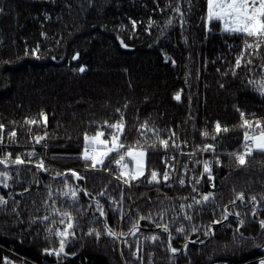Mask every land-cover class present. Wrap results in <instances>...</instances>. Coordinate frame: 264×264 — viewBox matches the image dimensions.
I'll use <instances>...</instances> for the list:
<instances>
[{
  "label": "trees",
  "instance_id": "obj_1",
  "mask_svg": "<svg viewBox=\"0 0 264 264\" xmlns=\"http://www.w3.org/2000/svg\"><path fill=\"white\" fill-rule=\"evenodd\" d=\"M177 4L184 13L182 26L174 11ZM0 9V124L4 125L0 159L7 153L12 159L21 155L31 169L27 172L25 166L13 165L8 169L13 176L9 187L0 186V196L8 200L0 212L2 246L14 247L31 261L47 262L43 250L58 247V238L45 239L49 236L46 226L55 231L65 225L59 223V216L53 217L55 223L51 224L41 222V217L52 216L53 209H59L70 211L79 224L75 239L65 249V264H132L134 237L127 238L131 248L122 242L119 257L117 242L104 235L102 217L87 222L99 216L94 203L98 199L108 225L116 232L121 225L124 233L129 232V217L133 221L137 216L151 217L139 222V235H159L160 240L145 239L143 264H258L264 247L253 245L264 246V230L253 221L264 219V154L253 153L245 166H239L230 154L242 151L240 112L245 119L264 123V97L248 83L264 77L259 67L264 64V47L260 56L251 57L252 65L242 64L232 75L242 40L208 30L203 19L205 0H0ZM81 67L85 71L80 72ZM41 112L47 115L46 125L40 122ZM121 114L125 121L121 142L135 147L140 141L147 149L145 175L131 186L116 178V164L109 163L116 153L104 164L110 171L86 168L79 158L84 134L104 130L107 139L111 130L104 122L115 123ZM30 119L37 124H27ZM145 122L153 131L141 129ZM217 122L228 131L215 134ZM12 131L16 132L14 143L9 142ZM205 132L209 135L204 136ZM45 135L46 139L35 143L34 137ZM160 140H168L169 148L164 149ZM173 141L179 148L172 147ZM209 144L215 146V152L202 151ZM33 150L38 157L28 164L25 154ZM180 151L190 156L180 165L185 184L173 185V180L167 186L148 183L149 170L163 171L174 161L172 157L179 158ZM38 158L48 171L35 167ZM202 159L212 161L214 180L204 175L202 182L196 183L193 178L202 173ZM17 169L21 183H16ZM70 170L85 179L74 180ZM56 173L70 174L56 177ZM65 180L87 189L89 195L81 192L79 203L70 206L71 201L58 191ZM241 191L246 205L233 204ZM100 192L105 195L99 196ZM209 192L214 193L217 207L213 209L210 202L199 215V205L187 209L193 198ZM252 195L259 202L255 207L247 203ZM225 209L239 212L240 217L229 216L213 224V220L222 219ZM118 210H122L123 219ZM185 211L200 231H191ZM252 211L257 217H252ZM237 219L245 220L242 227ZM157 223L169 224L171 247L180 251L178 255L169 253L167 233L156 227ZM209 224L214 236L204 234ZM181 225L187 240L175 231ZM93 228L101 231L99 240L86 234ZM237 228L243 237L254 239L241 238ZM185 244L187 249L181 252Z\"/></svg>",
  "mask_w": 264,
  "mask_h": 264
},
{
  "label": "snow or ice",
  "instance_id": "obj_2",
  "mask_svg": "<svg viewBox=\"0 0 264 264\" xmlns=\"http://www.w3.org/2000/svg\"><path fill=\"white\" fill-rule=\"evenodd\" d=\"M190 2V0H189ZM206 4V14L203 17L206 23L210 26L218 25L221 28V32L228 35H236L239 36L242 40V50L240 54L236 57L235 65L232 69V75H236V69H239L242 64L244 67H248L252 65L253 60L252 56H260V49L264 47V0H205ZM170 6V5H169ZM2 11V9H0ZM174 11L178 13L181 17V26L183 25V16L184 13L181 12L179 5L175 7ZM133 26L135 27L136 22L132 21ZM168 25L172 24V20L167 21ZM151 27V25H150ZM211 31V27L208 29ZM121 44L124 47L123 41ZM247 53V57L245 54ZM78 56H74L73 59H77ZM259 67L264 70V64L259 65ZM80 72L85 71L83 67L79 68ZM249 71L251 69L249 68ZM248 83L253 86V89L262 97H264V77H261L259 80H249ZM223 87V85H221ZM177 100L180 99V95L177 94L175 97ZM126 107V105H125ZM119 111V109H117ZM239 111V109H237ZM42 120L40 121L44 125L47 124V115L43 112L40 113ZM240 116L242 119L241 127L244 129L243 132V144H242V151L239 153L233 152L230 155L236 160L239 166H245L247 164V157L252 156L253 153L259 152L264 154V123H262L259 119L249 120L244 118V113L240 112ZM29 125L37 124V120L30 119L26 121ZM104 127L109 129L108 138L105 139V131L98 130L94 135L89 136L88 134H84V146L82 149V153L80 155V159L85 161L86 168H91L92 170H105L110 171V169H105L104 164L105 160L111 156L112 153H116V156L109 161V163H115L120 168V173L116 177L117 179H122L124 184L131 186L132 181L138 180L145 175L146 166H147V149L144 147L140 141L136 142L135 147L133 146H125L124 143L121 142L120 137L124 134L125 129V121L123 119V115L121 114V118L119 121L115 123L109 124L108 121L104 122ZM3 129L4 125L0 124V144L4 143L3 140ZM142 130H149L153 131L152 129L148 128L147 122L141 125ZM221 131L227 132L228 128L221 127V124L217 122L214 127L215 134H219ZM145 132L141 131V135H144ZM204 136H208L207 132L203 133ZM16 137V132L12 131L9 133V142L14 143ZM172 137H175V133H172ZM46 139L45 136H37L34 137L35 143L39 144L42 140ZM212 139H216V135H212ZM160 144L164 149L169 148V141L168 140H160ZM153 149H155L156 145H150ZM173 148H179L174 141L172 144ZM123 150V151H122ZM202 151H211L215 152L216 148L214 145H206ZM27 157V163H32V157L37 156L38 154L35 150L28 152L25 154ZM175 159V157H172ZM199 163V162H198ZM203 163V172L208 175L210 180H214L212 176V168L211 164L212 161L205 160ZM216 164H219L220 161L217 159L215 161ZM129 164L132 167H129ZM0 165H3V169L0 170V186L4 188L9 187L8 181L13 179V176L8 171L13 165L16 166H25V171L31 172L30 168H27L25 158L21 155H17L15 159H12L11 153H7L4 155L3 159H0ZM35 167L42 171H48L45 168L44 161L38 158V162L35 164ZM175 171L174 168L171 169ZM185 171H187V167L185 166ZM71 177L76 180H83L85 177L80 176L78 172L75 170H70ZM65 173H56V177L65 176ZM149 180L148 183H157L161 182V179L167 182L171 179L169 172H164L163 175L156 171V170H149ZM203 177L193 179L196 180V183L200 182V179ZM31 181H24V183H30ZM16 183H21L19 180V169H17V178ZM178 183L183 186L185 184L184 179H179ZM64 187L63 189L58 190L60 194L68 198L71 201L70 206L77 205L80 200V193L83 192L85 195H89L87 189L80 188L78 185L73 186L70 185L65 181H63ZM212 187H215V184L212 183ZM27 190V189H25ZM195 187H193V191H195ZM23 195V193H21ZM104 192H100L99 196H104ZM49 197H51V192L49 193ZM261 199L264 200V195L261 196ZM239 201L241 205H246L245 195L241 191L236 195L235 200L232 201L233 204ZM14 204L16 203L13 198ZM211 202L212 208L214 209L218 205L216 204V198L214 193L209 192L201 196L200 199L193 198V203L188 204L186 207L189 210L194 208V205H199L200 207L196 209L197 215L203 211V206L209 204ZM95 207L96 210L99 212L98 217H94L88 220V223H95L100 219V217L104 218L103 221V230L104 235L110 237L113 241L121 240L123 238V243L126 244L129 248L132 245L128 244L127 237L128 236H136L137 233L140 231V221L151 219L150 216H137L136 220L133 221L131 217H129L128 223L130 224L129 232H116L110 227L107 223V215L104 211L103 205L100 203L98 199L95 200ZM113 205L116 204V201H112ZM248 204H251L253 207L258 205L257 197L252 195L250 199L247 201ZM8 204V200L4 199L3 196H0V212L4 211V206ZM182 209L185 207L184 205L181 206ZM15 208L13 209V211ZM236 216L240 217L239 212H230L227 209L221 214L222 219L213 220V224H220L224 220H227L229 216ZM252 217H257V212H251ZM59 216V223L65 225L63 230H53L52 227H47V232L49 236H46L45 239H49L50 236H55L58 238V247H50L46 248L43 251L50 256H55L58 261L62 260L64 257L68 256V253L65 251L66 247L72 243V240L76 237V231L79 228V224L77 223L76 219L72 216L70 211H63L61 212L59 209H53L52 216L45 215L41 217V222L47 221L50 224L55 223L53 217ZM118 216L120 219L124 218V214L122 210H118ZM184 219L189 221L190 229L193 233L200 231V228L197 225L191 224L193 220V216L190 215L187 211L183 212ZM163 217V213H161V218ZM36 221H32L35 223ZM253 222L258 223L261 230H264V219H255ZM175 223V220H173ZM237 223L242 227L245 223L244 219H237ZM156 227L161 228L163 233H167L165 239L168 243L169 251L172 254L177 253L178 249L175 247H171V241L173 239L172 229L170 228L168 223H157ZM207 231H205V235H215V232L212 230L211 224L207 225ZM175 231L181 235L183 239H189L186 235V230L183 225L177 227ZM239 236L245 240L247 239H254L250 237H243V233L239 232V228L235 230ZM88 236H94L97 240L101 237V231L99 229L93 228L86 233ZM235 238V237H234ZM146 240H149L153 243H156L160 240L159 235H151L145 237ZM191 243H196V241H190ZM256 248L264 247L260 244L253 245ZM184 249H187V244L184 245ZM140 244L139 241H136V248L135 251L132 253L137 259H141L140 257ZM6 264H12L11 261H7ZM258 264H264V259H260Z\"/></svg>",
  "mask_w": 264,
  "mask_h": 264
},
{
  "label": "rangeland",
  "instance_id": "obj_3",
  "mask_svg": "<svg viewBox=\"0 0 264 264\" xmlns=\"http://www.w3.org/2000/svg\"><path fill=\"white\" fill-rule=\"evenodd\" d=\"M209 27H211V31H221V28H220V26H218V25H215V26H210V25H208V28ZM165 153H167L166 151H165ZM203 156H204V153H203ZM110 157V156H109ZM108 157V158H109ZM178 157L179 158H175L174 159V161H172L171 163H170V165H168V166H166L165 167V169L163 170V171H158L160 174H161V176L163 175V173L164 172H169V175L171 176V179H169L167 182H165V181H163L162 179H161V182H160V184H164L165 186H167V184L169 185L170 183H171V181H172V184L174 185V184H177L178 183V181H179V179H183L184 178V176H186L185 174H184V172H182V173H180L182 170H181V167H180V165L181 164H183V163H186L187 161H189V158H190V156L189 155H187L186 153H184V151H180L179 153H178ZM184 160V161H183ZM107 161V159L105 160V162ZM182 161H183V163H182ZM203 161H205L204 159H202V162ZM209 161V160H208ZM202 164V169H201V171H202V173L200 174V177H203L204 175H207V174H205L204 172H203V163H201ZM184 165V164H183ZM129 167L131 168L132 167V165L131 164H129ZM116 168H117V171L120 173V168L116 165ZM172 168H174L175 169V171H172L171 169ZM199 177V178H200ZM122 180V179H121ZM202 180H203V178L202 179H200V182H202ZM122 182H123V180H122ZM168 182H170V183H168ZM177 182V183H176ZM199 182V183H200ZM123 184H124V182H123ZM150 184H152V185H155V184H157V183H150ZM124 185H126V184H124ZM178 185L179 186H181L179 183H178ZM126 186H128V185H126ZM118 232H123L122 231V225L120 226V228H119V231ZM140 232V231H139ZM139 232L137 233V235L136 236H128V237H134V239H135V241H139V244H140V248H141V252H140V255H141V253H142V255H141V259H144V252H142V250H143V246H142V244H145V237L144 236H141V235H139ZM127 237V238H128ZM122 241H123V238H121V240H117L116 242H117V245H118V254H119V257H122V252H121V244H122ZM143 242V243H142ZM188 245V244H187ZM5 247H7V246H5ZM9 248H12V247H9ZM184 250V247L182 248V250H181V252ZM135 251V250H134ZM133 251V252H134ZM132 252V253H133ZM132 253H131V256H132V260H133V263L132 264H140V263H142V260L141 259H138V261L135 259V256H133L132 255ZM169 253L172 255V256H176V255H178L179 253H180V251H177V253H175V254H172L170 251H169ZM143 256V257H142ZM64 260H65V258H63ZM19 260H21V259H19ZM58 262H60V263H62V260H60V261H58ZM17 263V262H16ZM15 263V264H16ZM21 263L23 264V263H25V261L24 260H21Z\"/></svg>",
  "mask_w": 264,
  "mask_h": 264
},
{
  "label": "built area",
  "instance_id": "obj_4",
  "mask_svg": "<svg viewBox=\"0 0 264 264\" xmlns=\"http://www.w3.org/2000/svg\"><path fill=\"white\" fill-rule=\"evenodd\" d=\"M142 252H143V250H142ZM43 255L46 257L47 262L37 263V262L31 261L28 258H26L25 256H22L21 254H19L15 250L14 247L9 248V247L2 246L0 244V264H6L7 261H11L12 264H15L16 262H17L16 264H22L21 260L25 261V263H23V264H65L64 259H62V263H60V262H58V260L55 256L47 255L45 252H43ZM141 255H142V253H141ZM141 255H140V257H141ZM19 259H21V260H19ZM135 259L138 261V259L136 257H135ZM260 259H264V256L261 257ZM141 260H142V263H140V264H143V259H141ZM259 260H258V262H259Z\"/></svg>",
  "mask_w": 264,
  "mask_h": 264
},
{
  "label": "water",
  "instance_id": "obj_5",
  "mask_svg": "<svg viewBox=\"0 0 264 264\" xmlns=\"http://www.w3.org/2000/svg\"><path fill=\"white\" fill-rule=\"evenodd\" d=\"M67 175L70 174V173H66ZM103 221H104V218L102 217Z\"/></svg>",
  "mask_w": 264,
  "mask_h": 264
}]
</instances>
